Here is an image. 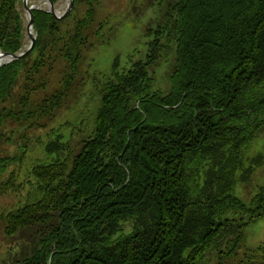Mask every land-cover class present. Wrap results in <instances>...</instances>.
I'll list each match as a JSON object with an SVG mask.
<instances>
[{
	"label": "trees",
	"instance_id": "trees-1",
	"mask_svg": "<svg viewBox=\"0 0 264 264\" xmlns=\"http://www.w3.org/2000/svg\"><path fill=\"white\" fill-rule=\"evenodd\" d=\"M94 1L73 0L62 19L33 10V50L0 66V147L13 126L45 127L72 97L104 29ZM19 4L0 0L2 52L23 47ZM161 20L147 61L98 87L79 145L72 132L51 142L16 183L14 169L1 177L21 160L0 150V189L27 185L0 212V233L20 243L3 264H203L211 253L217 264H264V246L239 255L244 228L264 214V187L251 204L232 190L264 125V0H169ZM162 36L174 45L166 93L148 71Z\"/></svg>",
	"mask_w": 264,
	"mask_h": 264
},
{
	"label": "rangeland",
	"instance_id": "rangeland-1",
	"mask_svg": "<svg viewBox=\"0 0 264 264\" xmlns=\"http://www.w3.org/2000/svg\"><path fill=\"white\" fill-rule=\"evenodd\" d=\"M161 1V3L160 0L94 1L96 22L102 21L104 29L88 42L93 46L84 53L77 89L66 105L59 110L53 122L46 120H42L43 124L40 122L46 128L26 129L24 126H13L15 132L9 134V137L7 135L11 140L4 143L0 150L3 155L15 156L21 161L10 166L1 177L2 179H5L14 169V172L18 174L15 183L18 182L34 163L47 157L46 150L51 142L54 144L59 139L63 141L68 139L69 135L71 136L70 132L75 136L70 139L72 147L79 145L81 139L86 137V132L92 130L100 84L107 78H111L115 70L127 69L137 61L145 63L150 56L149 43L151 39L156 38L157 31L163 22L161 18L165 3L169 2V0ZM67 4V0H60L54 8L62 14ZM28 5L37 10H47L45 0H28ZM81 7L78 15L83 16L86 8L81 9ZM18 9L23 20V46L25 47L28 43L25 28L27 15L22 4L18 5ZM167 41L164 36L160 38L156 58L148 69L149 74L154 78V88L162 93L169 90V66L174 57V45ZM243 153L245 167L237 173V182L232 190L241 203L251 204L255 194L264 187V125L256 130ZM249 168L250 172H248ZM26 191V183L19 191L20 193L0 189V212H7L15 207L19 200H23ZM237 207L238 205L235 204L231 212L240 215L242 211ZM19 245L16 238L5 237L0 233V264L18 254ZM262 246H264V214L244 228V241L239 255L241 257L245 250L263 253L260 251ZM235 263L236 261H227V264ZM203 264H217V253L209 254Z\"/></svg>",
	"mask_w": 264,
	"mask_h": 264
},
{
	"label": "water",
	"instance_id": "water-1",
	"mask_svg": "<svg viewBox=\"0 0 264 264\" xmlns=\"http://www.w3.org/2000/svg\"><path fill=\"white\" fill-rule=\"evenodd\" d=\"M46 4H47V9L48 11L53 14L55 17H57L58 19H62L64 18L72 9L73 7V0H67L68 4H67V8L63 11L62 14H59L55 8H54V4L52 3L51 0H45ZM23 3V9L27 14L28 17V21L26 23V32H27V38H28V46L25 48V50L20 51L19 53H8V52H2L0 50V55L5 59L2 62H0V66L6 63H10L14 60H18L20 58L25 57L26 55H28L32 49L34 48L35 45V39H36V35L34 34V30H35V26H34V16L32 13V6H28V0H22Z\"/></svg>",
	"mask_w": 264,
	"mask_h": 264
},
{
	"label": "bare ground",
	"instance_id": "bare-ground-1",
	"mask_svg": "<svg viewBox=\"0 0 264 264\" xmlns=\"http://www.w3.org/2000/svg\"><path fill=\"white\" fill-rule=\"evenodd\" d=\"M29 6V5H28ZM22 7H23V3H22ZM54 7H55V5H54ZM24 10V9H23ZM26 13V12H25ZM32 13H33V9H32ZM60 14V13H59ZM53 15V14H52ZM34 16V15H33ZM54 16V15H53ZM57 18V17H56ZM58 19V18H57ZM34 21H35V19H34ZM27 23V22H26ZM35 23V22H34ZM26 35H27V32H26ZM35 35H37L36 33H35ZM35 41H36V39H35ZM33 50V49H32ZM20 52V50L17 52V53H19ZM3 60H5L1 55H0V62H2Z\"/></svg>",
	"mask_w": 264,
	"mask_h": 264
}]
</instances>
